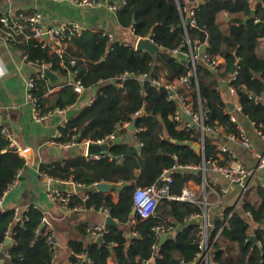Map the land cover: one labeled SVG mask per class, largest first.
I'll list each match as a JSON object with an SVG mask.
<instances>
[{
  "label": "trees",
  "instance_id": "16d2710c",
  "mask_svg": "<svg viewBox=\"0 0 264 264\" xmlns=\"http://www.w3.org/2000/svg\"><path fill=\"white\" fill-rule=\"evenodd\" d=\"M194 1L126 0L122 5L119 10L122 26L132 27L138 37H146L153 30L154 41L163 48L156 55L138 50L135 43L111 41L107 34L101 32L85 31L82 36L74 38L82 51L72 58L67 55L61 57L34 39L18 44L39 68L48 64L64 77L72 75L81 80L86 88L99 86L92 104L60 128L62 136L57 140L69 141L74 134L78 136L77 142L105 139L119 130L125 132L128 128L122 129L121 126L128 121L135 122V139L141 144L137 147L135 143L116 141L110 148V155L99 159L89 160L76 155L41 165V173L85 185L88 188L85 204L88 207H108L120 223L109 225L102 241L97 239L86 243L71 239V264H108L110 257H115L118 264H146L145 261L152 257L155 243H159L156 264H194L198 251L197 224L184 223V219L201 210L198 204L164 200L156 214L147 219H140L132 212L137 187L155 183L165 169L175 165H200L217 157L218 145L211 135L205 136L204 151H196L191 146L178 145L171 140H201V133L196 129L192 134L178 126L173 120L178 101L169 100L168 90L153 83L161 74L167 81L175 82L188 72L181 55L173 53L174 48L187 49L188 38L193 43L199 40L207 44L206 53L224 59L218 72L198 60L196 75L182 89L194 108L204 111L206 124L222 128L220 140L238 131V122L231 120L233 111L219 88L220 80L229 76L235 66H239V71L233 84L241 112L251 122L264 126V103L260 100L264 93V56L256 50L264 37V0L256 7L254 17L248 20L246 17L253 8L249 0H201L195 13V25L185 24L183 18L186 13L182 10ZM224 13L230 16L226 29L221 24ZM72 59H75V65L71 63ZM127 70L136 72L137 76L127 79L121 87L117 77ZM146 74H151V77L139 79ZM37 83L35 94L43 112L71 108L78 102L80 94L71 84L65 83L59 92L47 98L52 88L48 80L40 77ZM138 111L141 113L136 116ZM26 165V157L11 145L7 137L0 135V197ZM172 175L173 195H182L191 179L202 182L200 170L179 168ZM103 181L114 183L115 191H118L117 201L112 194L96 189L95 184ZM255 195L257 199H245L244 210H251L255 222L264 227V185L257 186ZM81 202L82 199L74 195L69 205ZM43 217L44 212L34 206L19 220L14 209L0 212V245L5 243L7 232L12 228L13 242L6 248L13 264H54L55 249L47 241L53 232L47 226L42 227ZM134 218L136 223L132 222ZM163 223H178L181 227L162 241L155 227ZM249 228L250 223L244 214L235 213L216 244L215 260L220 264H264L263 228L255 230L256 242ZM134 232L137 236H128Z\"/></svg>",
  "mask_w": 264,
  "mask_h": 264
},
{
  "label": "crops",
  "instance_id": "0c3cea01",
  "mask_svg": "<svg viewBox=\"0 0 264 264\" xmlns=\"http://www.w3.org/2000/svg\"><path fill=\"white\" fill-rule=\"evenodd\" d=\"M113 1L117 4L116 9H110L107 6L81 7L69 1L57 0H0V12L16 14L20 11L27 13L39 11L42 13V20L46 25L57 24L61 21L76 20L85 26L86 32L113 33L116 41L136 43L138 36L134 34L133 28L124 27L120 23L119 10L123 3H120L119 0ZM249 1L253 7L252 9H256L258 4L263 2V0ZM229 17L228 13H224L221 16V24L225 29L228 27ZM256 50L259 55L264 56V37L261 38ZM80 51H82L81 45L73 39L66 44L64 55L72 58L74 54ZM220 60L221 64L224 63L222 57H220ZM38 71L39 68L35 63L25 59V50L23 48L18 44L8 43L0 36V104L2 105L0 122L7 128L10 135L9 137L16 143L18 148L20 147L22 150H32L31 161L27 158L25 151H19L21 155L26 157L27 165L19 171L20 175L17 183L2 196L0 200V212L14 209L17 214V219L19 220L25 216L26 212L32 206L42 210L44 216L48 218L50 229L54 234V264H71L73 250L69 245L70 240L77 239L83 240L86 243L92 242L93 238L88 235L87 227L91 223L106 221L107 217L94 205L88 207L85 204L88 198V188L85 185L83 186V190L78 191L76 189L77 184L75 183L44 177L40 168L44 163L50 164L55 161H64L76 155H83L89 159L87 151L88 145L85 144V140L78 142V144L72 147H63L55 145L52 142L56 138L57 131L61 127L65 126L67 122L72 120L82 109L92 104L99 88L97 90L94 88H87L80 94L77 104L73 106L78 108L79 112L72 119L67 120L65 113L53 111L44 121H36L33 118V106L31 102L27 100L26 94L28 90V79ZM230 75L220 80L219 88L223 90L225 101L234 105V109H231V111H233L237 117L239 125L243 126L251 137L254 146L258 149L262 148V142L253 131L254 129H252V122L237 108V106L240 105L237 94L232 95L227 90V80ZM71 77L73 76H62L64 83L59 86L51 85L50 81L47 79L52 87L47 93V98H51V96L59 92L65 83L70 84V82H72ZM260 100L264 103V93L260 96ZM132 123H130V125ZM130 125L126 127L128 129L125 132H120L119 130L118 133L114 134V142H130L135 143L137 147L141 146V144L136 141L135 130H132ZM124 128L125 127L122 126V129ZM215 141L217 140L214 139V142ZM218 142L228 145V147L235 151L239 158L247 165H256L253 162V155L242 145L236 142H230L227 139H218ZM104 155L105 154H102L101 156ZM136 172L139 171L136 170ZM201 175V183L191 179L187 186L199 192L203 183V174L201 173ZM213 177L219 184L227 185V180L224 177L215 174ZM258 181L259 182H256L257 184L264 183V171L260 172ZM114 187L115 185L112 183L111 191L102 193L112 194L114 200L117 201L118 191H115ZM235 189L236 185L231 186L230 191L222 195L230 198V201L226 203L230 204L236 201L238 194H236ZM52 190L71 193L72 197L74 195L78 196L83 202L75 203L71 206L55 202L49 197V192ZM76 205H83L84 207L78 210L74 208ZM238 212L244 214V205L239 206ZM115 219L118 221L117 218ZM175 225V232L166 235V238L175 234L180 229V224L175 223ZM258 228H263L264 232V227L254 220V222L250 224V234L255 235V230ZM128 236L132 237L135 236V234L129 233ZM0 264H13L6 246L0 250ZM108 264H118V261L115 257H110Z\"/></svg>",
  "mask_w": 264,
  "mask_h": 264
},
{
  "label": "built area",
  "instance_id": "2783aa9c",
  "mask_svg": "<svg viewBox=\"0 0 264 264\" xmlns=\"http://www.w3.org/2000/svg\"><path fill=\"white\" fill-rule=\"evenodd\" d=\"M57 1H69L76 6H107L110 9H116L117 4L113 0H57ZM126 0H123V4ZM201 0H195L191 6L185 7L182 12H185L184 23L195 25V13L199 7ZM187 18H191V22H187ZM43 15L39 11L33 13H27L20 11L16 14L0 12V36L10 44H24L25 42L34 39L41 44L42 47H49L52 52L64 57V48L66 44L72 41L74 38L82 36L86 30L85 26L76 20L61 21L57 24L46 25L43 23ZM259 21V18L256 19ZM134 32V29H133ZM111 41H116L113 33H106ZM135 34V32H134ZM141 37H138V39ZM137 43V42H136ZM135 43V46H136ZM202 44L199 40L194 43L188 38L187 49L177 47L173 49V53L181 55L183 58V64L188 68V72L179 77L175 82L167 81L164 74L153 80V83L160 87H165L168 90V99H176L178 101V108L173 116V120L178 123V126L185 128L192 132L194 129L201 133V140L198 143L201 145L202 150L205 148V136L211 135L213 139L217 140L218 152L216 158L205 160L200 165H175L173 168L165 169L160 178L153 184L148 186H139L134 192V208L136 214L140 219H147L154 216L157 212L159 205L164 200H182L196 203L200 207V211L192 212L187 215L184 222L194 221L197 224L196 242L198 245V251L194 258V264H220L215 260L216 244L223 236L224 230L229 224L230 219L238 212L239 206L245 204V196L252 189L255 178L259 176L260 172L264 171V149L260 151L253 144L251 137L243 126L238 123V131L227 135L226 139L230 142H236L248 149L253 156H256V165H247L228 145L218 142V139L222 133L220 126H210L206 124L207 116L202 109L196 110L189 96H187L182 89L189 85L190 78L196 75V62L198 60L207 64L214 72H218L221 66V60L219 56L212 57L208 53L203 52ZM25 59L29 60V56L25 53ZM34 63V62H32ZM73 65L76 64L75 59L71 60ZM37 65V64H36ZM38 66V65H37ZM45 67H50L48 64H44L42 68H39L40 73L36 76H31L27 82V100L31 102L33 106V118L36 121H44L53 111L43 112L38 98L35 94V90L38 88L37 78L44 77L43 70ZM239 66H235L234 72L231 73L227 80V90L236 95L237 90L233 81L237 79ZM136 72L127 70L123 74L117 77L119 85L122 87L127 79L136 77ZM148 75L139 76V79L144 80ZM73 85L74 90L81 94L85 89V85L81 80H75L70 82ZM182 90V91H181ZM237 108L241 111V105ZM67 109L57 108L54 111L65 113ZM2 105L0 104V112ZM141 111L135 113L139 115ZM185 114L192 117V121L185 117ZM231 120L238 122L237 117L233 112L230 115ZM131 122H124L122 126L127 127ZM121 126V127H122ZM254 132L258 135L260 141L264 147V126H259L255 122H252ZM0 135H4L11 141V145L18 151L22 150L18 148L16 143L9 137L7 128L0 122ZM62 132L59 129L56 134V138L61 137ZM77 134H74L69 141H59L56 138L52 142L55 145L63 147H72L78 144ZM114 134L108 136L105 139H100L95 142H103L107 139H113ZM85 144H89L91 140H85ZM101 155H89V159H99ZM222 161H226L223 163ZM185 168L200 170L203 174V183L201 185V195L197 196L194 192L196 189L186 186L183 189L182 195H173L171 192V185L173 183V171L175 169ZM209 172L215 175L224 177L228 184L221 185L212 176H209ZM20 173L16 175L13 181L9 184L6 191L10 190L18 180ZM42 175L49 179H56L46 172ZM66 182H72V180H66ZM76 184V183H75ZM84 186L83 184H77ZM239 185L241 190L238 193L237 199L234 203H226L221 200V196L227 194L231 186ZM264 185V183L258 184ZM198 193V192H196ZM211 195L217 196L216 200L210 199ZM51 200L69 205L71 202L72 194L60 190H52L49 192ZM2 196L0 197V200ZM1 202V201H0ZM83 205H76L74 208L81 210ZM99 211L103 212L105 216L111 215V211L108 207H100ZM244 216L248 219L249 223L254 222V215L251 210H244ZM133 223L137 222V219L132 220ZM42 225L47 226L50 229V222L46 216L42 218ZM258 227V226H257ZM12 228L7 232V238H12ZM156 232L161 237L162 235H169L175 232L176 225L174 223H163L155 227ZM109 231V224L106 221L100 223H91L87 227V233L97 240L104 237ZM137 235V232H134ZM6 238V239H7ZM13 239V238H12ZM48 243L55 249L54 234L48 236ZM260 246L262 243L259 242ZM5 247V243L0 245V250ZM159 253V243L153 245L152 257L145 261L146 264H156V257ZM54 261V257H53ZM185 264V263H182Z\"/></svg>",
  "mask_w": 264,
  "mask_h": 264
},
{
  "label": "water",
  "instance_id": "95a60500",
  "mask_svg": "<svg viewBox=\"0 0 264 264\" xmlns=\"http://www.w3.org/2000/svg\"><path fill=\"white\" fill-rule=\"evenodd\" d=\"M119 1H120V3H123V0H119ZM254 15H255V9H252L251 14L246 17V20H248L250 17H254ZM187 22L188 23L191 22V18H187ZM136 48L138 50H141V51H148L152 55H156L158 52L162 51V49H163L160 45H158L154 41L153 30H151L146 37H141L137 40ZM201 50L203 52H206L207 51V45H203ZM234 69H235V67L232 68L231 72H234ZM43 74H44V78L48 79L50 81L51 85H53V86H59V85L64 83V79L62 78V76L59 73H57L55 70H53L51 67H45L43 70ZM148 77H151V74H149ZM71 80H72V82H74L76 79L73 76V77H71ZM113 81H115V80H113ZM93 88L95 90H97L99 88V86L96 85ZM254 98H256V96H254ZM230 107H231V109H234L233 104H230ZM78 112H79V109L76 107L69 108L65 112L67 120L72 119ZM184 115L190 121L193 120L192 117L188 116L187 114L184 113ZM130 128L132 130H135V122H133L130 125ZM171 140H172V142H174L178 145L191 146L196 151L202 150L201 145L198 142L193 141V140H177L175 138H172ZM113 143H114L113 139H107L103 142L91 141V142H89L88 147H87L88 155H102V154L110 155V148H111ZM31 151H32L31 149H27L25 151L29 161H31V159H32ZM95 187L98 191L108 193L112 189V183L111 182H105V181L98 182L95 184ZM76 189L78 191H80V190H83L84 187L81 185H76ZM132 212H133V214H136L135 208H133ZM106 222L109 225H119L120 224L112 215L107 216ZM42 227H44V225H42ZM165 239H166V236L162 235L161 240L164 241ZM252 239L256 242L255 235H252ZM99 241H102V238H99ZM12 242H13L12 238H10V237L7 238L5 241V246L10 245Z\"/></svg>",
  "mask_w": 264,
  "mask_h": 264
},
{
  "label": "rangeland",
  "instance_id": "374dc122",
  "mask_svg": "<svg viewBox=\"0 0 264 264\" xmlns=\"http://www.w3.org/2000/svg\"><path fill=\"white\" fill-rule=\"evenodd\" d=\"M252 129H253V127H252ZM253 131H254V130H253ZM263 149H264V147L259 148L260 151H263ZM252 157H253V162H254V164H256V163H257V158H256V156H252ZM210 175L212 176V175H214V174H213L212 172H209V176H210ZM255 180H256V182H259V181H258V177H256ZM226 184H228V182H226ZM257 186H258V184H257V183H254L252 189L248 192V194H246L245 199H246V198H254V199H257V198H258V196L255 195ZM240 190H241V186L236 185V189H235L236 194H238V193L240 192ZM196 192H197V191H196ZM196 192H194L195 195L202 197V195H201L202 190H201V189H200V191H199L198 193H196ZM215 198H216V196H212V195L210 196V199H212V200H215ZM221 200H222V201H225V202H228V201H230V198H229L228 196H226V197L221 196Z\"/></svg>",
  "mask_w": 264,
  "mask_h": 264
}]
</instances>
